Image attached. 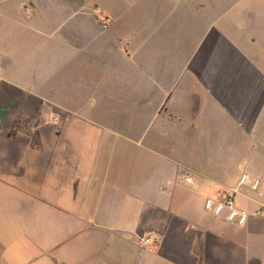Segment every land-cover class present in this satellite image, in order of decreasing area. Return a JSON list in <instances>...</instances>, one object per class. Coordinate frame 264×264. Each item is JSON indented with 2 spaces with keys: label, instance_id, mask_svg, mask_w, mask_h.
Returning a JSON list of instances; mask_svg holds the SVG:
<instances>
[{
  "label": "crops",
  "instance_id": "obj_1",
  "mask_svg": "<svg viewBox=\"0 0 264 264\" xmlns=\"http://www.w3.org/2000/svg\"><path fill=\"white\" fill-rule=\"evenodd\" d=\"M112 1L0 0V264H264V5Z\"/></svg>",
  "mask_w": 264,
  "mask_h": 264
},
{
  "label": "rangeland",
  "instance_id": "obj_2",
  "mask_svg": "<svg viewBox=\"0 0 264 264\" xmlns=\"http://www.w3.org/2000/svg\"><path fill=\"white\" fill-rule=\"evenodd\" d=\"M244 2L246 6L250 5V8H254L257 6L259 9H261L262 5H264V0H244ZM112 3H113L112 0H107L108 6L112 5ZM125 11H127L125 7L121 10L120 6H115L114 11H113L114 16L121 19L127 14H130V12H125ZM185 11H186V8L180 9L179 11L176 12L177 14L174 15L175 17L171 19V26L170 28H168V31L170 33V40L172 42L174 41V39H179V43H180L181 39L184 38V35H186L187 32H190L192 29L191 27L193 26V21L191 20L189 16L184 18V15L182 14ZM238 15L239 16L242 15L245 21H248L250 23V27L247 29L234 28V29H231V32H233V34L236 36V40L238 41H239L238 37L241 35H244L243 37L244 43L242 42V40H240V43H243L244 45H247L248 43H250L249 46H251V49L253 51L252 54L254 55V52L255 53L257 52L258 54V57H259L258 66L260 68H264V11L250 12L248 14H237L236 17H238ZM229 17H230V14L229 15L226 14V17L224 19L227 20ZM123 31H126V30H123ZM123 31L122 29H119V28L117 30L118 33L123 32ZM167 50H169L168 51L169 53L171 54L173 53V51L170 50V48H167ZM234 168H235L233 169L234 173L231 174L232 177L233 175L235 176V173L238 172L237 170L238 166ZM236 170L237 172H235ZM231 175H230V179H231Z\"/></svg>",
  "mask_w": 264,
  "mask_h": 264
},
{
  "label": "built area",
  "instance_id": "obj_3",
  "mask_svg": "<svg viewBox=\"0 0 264 264\" xmlns=\"http://www.w3.org/2000/svg\"><path fill=\"white\" fill-rule=\"evenodd\" d=\"M110 18L105 15L101 17L103 27L109 26ZM249 180L248 174L241 175L239 185L245 184ZM260 181L258 179L251 180L252 189H258ZM204 209L214 216H224L225 220L237 226H244L248 222V212L236 205L233 195H226L219 199L207 198L204 202ZM159 240L158 236L143 235L139 239V244L142 247L156 243Z\"/></svg>",
  "mask_w": 264,
  "mask_h": 264
}]
</instances>
